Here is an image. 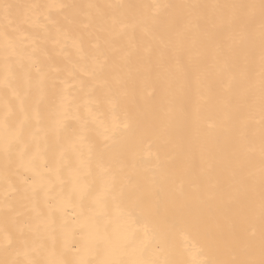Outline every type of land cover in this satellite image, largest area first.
I'll return each instance as SVG.
<instances>
[{"label":"bare ground","instance_id":"bare-ground-1","mask_svg":"<svg viewBox=\"0 0 264 264\" xmlns=\"http://www.w3.org/2000/svg\"><path fill=\"white\" fill-rule=\"evenodd\" d=\"M117 259H264V0H0V264Z\"/></svg>","mask_w":264,"mask_h":264},{"label":"snow or ice","instance_id":"snow-or-ice-1","mask_svg":"<svg viewBox=\"0 0 264 264\" xmlns=\"http://www.w3.org/2000/svg\"><path fill=\"white\" fill-rule=\"evenodd\" d=\"M3 9L5 11V15L7 16L9 14V12L14 9V8H19L21 6L19 5H10V4H4ZM100 264H124L123 261L121 260H105V261H101ZM134 264V262H133ZM247 264H255V262H247ZM259 264H264V259H262Z\"/></svg>","mask_w":264,"mask_h":264}]
</instances>
